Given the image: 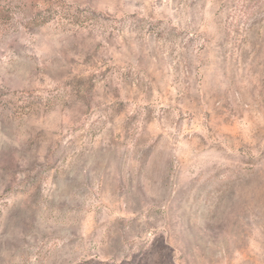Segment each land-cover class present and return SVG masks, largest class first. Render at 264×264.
I'll use <instances>...</instances> for the list:
<instances>
[{
  "label": "rangeland",
  "instance_id": "1",
  "mask_svg": "<svg viewBox=\"0 0 264 264\" xmlns=\"http://www.w3.org/2000/svg\"><path fill=\"white\" fill-rule=\"evenodd\" d=\"M0 264H264V0H0Z\"/></svg>",
  "mask_w": 264,
  "mask_h": 264
}]
</instances>
